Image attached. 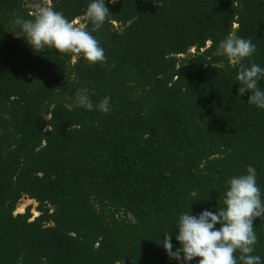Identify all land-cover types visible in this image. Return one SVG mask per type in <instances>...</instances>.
Segmentation results:
<instances>
[{"label":"trees","instance_id":"obj_1","mask_svg":"<svg viewBox=\"0 0 264 264\" xmlns=\"http://www.w3.org/2000/svg\"><path fill=\"white\" fill-rule=\"evenodd\" d=\"M41 1L70 21L89 3L0 0V264H176L155 239L179 247L180 213L221 208L249 165L264 199V109L216 54L234 32L256 45L244 63L264 67V0H105L95 64L36 53L12 28ZM80 89L110 111L75 107ZM23 197L35 216L16 213ZM253 226L264 264V220Z\"/></svg>","mask_w":264,"mask_h":264},{"label":"clouds","instance_id":"obj_2","mask_svg":"<svg viewBox=\"0 0 264 264\" xmlns=\"http://www.w3.org/2000/svg\"><path fill=\"white\" fill-rule=\"evenodd\" d=\"M115 2L108 0L109 4ZM33 8L31 18L14 15L11 26L19 29L34 52L51 48L77 58L82 56L90 64L106 61L104 49L91 34L102 27L110 14L105 0H89L79 26L76 20L70 21L47 3L34 4ZM88 25L92 26L91 30ZM255 51L256 45L251 40L234 32L227 34L216 47V54L225 56L237 69V94L247 93L246 103L264 109V89L259 87V81L264 79V67L254 62L244 63ZM110 100V96H105L94 105L88 91L80 89L75 94L74 106L106 113L111 109ZM222 205L215 211L203 209L193 215L189 209L180 213L174 235L178 248L174 249L171 233H163L162 239L161 235L155 239L170 260L176 264H191L195 258H199L195 264H262L261 257L253 254L258 239L253 222L256 218L264 220V199L253 166L229 177Z\"/></svg>","mask_w":264,"mask_h":264},{"label":"rangeland","instance_id":"obj_3","mask_svg":"<svg viewBox=\"0 0 264 264\" xmlns=\"http://www.w3.org/2000/svg\"><path fill=\"white\" fill-rule=\"evenodd\" d=\"M39 3H47V4H49L48 2H43V1H41ZM76 21L78 22V26H79V23H80L79 19H76ZM27 205H31L32 206L31 212L35 216L37 214L35 209H34L36 203L33 200H30V199H28L26 197H23L19 201L16 213L17 212H22Z\"/></svg>","mask_w":264,"mask_h":264}]
</instances>
